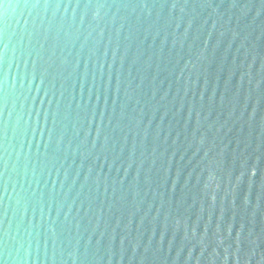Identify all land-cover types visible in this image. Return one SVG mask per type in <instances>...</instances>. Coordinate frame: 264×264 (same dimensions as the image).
<instances>
[{
	"label": "water",
	"instance_id": "obj_1",
	"mask_svg": "<svg viewBox=\"0 0 264 264\" xmlns=\"http://www.w3.org/2000/svg\"><path fill=\"white\" fill-rule=\"evenodd\" d=\"M0 264H264V0H0Z\"/></svg>",
	"mask_w": 264,
	"mask_h": 264
}]
</instances>
